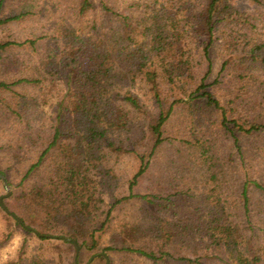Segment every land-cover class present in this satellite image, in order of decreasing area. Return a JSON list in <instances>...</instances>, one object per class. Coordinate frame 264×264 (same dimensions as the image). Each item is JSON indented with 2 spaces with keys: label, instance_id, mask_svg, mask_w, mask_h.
I'll use <instances>...</instances> for the list:
<instances>
[{
  "label": "trees",
  "instance_id": "trees-1",
  "mask_svg": "<svg viewBox=\"0 0 264 264\" xmlns=\"http://www.w3.org/2000/svg\"><path fill=\"white\" fill-rule=\"evenodd\" d=\"M49 1L51 6H60L57 2L63 0ZM72 1L76 3L66 10L72 11L73 19L62 12L51 34L0 43V56L29 50L33 71L0 83V105L6 111L5 120L0 118V132L2 137H17L12 142L21 146L11 144L10 154L19 164H27L17 185L22 203L11 213L45 236L75 240L81 250L84 241L96 247L97 233L105 230L123 200L138 198L155 204L156 196L137 195L134 189L166 142L164 128L176 105L184 102L176 98L165 108L163 95L188 91L186 87L196 81L197 66L208 62L206 76L187 101L199 116L219 113V127L240 156L242 170L234 156L219 165L212 147L204 150L201 157L213 185L204 204L197 207L199 201L192 202L187 193L189 202L178 208L169 201L161 205L172 213V219L159 217L146 229L131 228L148 235L157 249L110 246L106 251L139 255L154 264H264V169L247 170L250 150L242 145L248 136L264 135V82L255 73L264 69V0H250L262 9L255 13L238 10L237 0ZM5 2L0 0V25L38 15L22 8L4 16ZM216 48L223 56L219 74L214 82L206 83ZM22 61L26 62L24 57ZM226 75L232 85L224 105L214 88ZM16 87L37 91L29 96ZM142 89H148L159 108L148 126L151 150L144 153L140 135L145 134L146 108L138 94ZM254 96L260 114L251 118L245 109ZM38 130L45 138L32 145L28 134ZM123 156L140 161L130 195L103 212L104 186L115 175V165L110 164ZM233 173L241 179L238 191L233 192L236 199L221 184L230 183ZM36 177L39 181H34ZM190 201L195 208L182 212ZM63 243L76 248L72 242ZM25 255L23 245L18 262L7 264H54L53 259L38 257L29 261Z\"/></svg>",
  "mask_w": 264,
  "mask_h": 264
},
{
  "label": "rangeland",
  "instance_id": "rangeland-1",
  "mask_svg": "<svg viewBox=\"0 0 264 264\" xmlns=\"http://www.w3.org/2000/svg\"><path fill=\"white\" fill-rule=\"evenodd\" d=\"M117 1L120 4H125L131 0ZM57 3H61V5L54 4L51 6L52 3L49 0H6L4 16L18 13L22 8L35 13L38 12V15L20 23L13 22L0 25V43L8 41L24 42L43 34L49 35L54 31L53 25L57 23V19L64 16L62 12H67L68 18L73 19L72 11L66 9L73 6L76 1L63 0ZM234 5L238 10L247 13L262 10L250 0H237ZM29 53V50H19L0 56V83L12 82L21 76L32 74V63H28L27 57ZM23 57L26 62L22 61ZM222 57L220 48H216L212 52L213 70L207 77L206 83L214 82L218 76ZM195 70L196 81L186 87V90L189 88L188 91L183 90L181 93L179 91H176V93L167 91L166 95H163V106L165 108H168L176 98L184 102L176 105L175 112L164 128L166 142L159 147L156 156L151 159L148 171L140 178L138 186L134 189V194L137 195L156 196L155 204L138 198L123 200L114 209L109 223L104 228L105 230L97 233L98 243L96 247L92 243L84 241V246L79 253L78 264H88L95 255H98V257L91 264H107L106 259L99 256L100 254H106L110 264H154L139 255L106 251V248L123 246L157 249L148 235H143L141 231L132 232L131 228L139 226L146 229L154 224L155 219L159 217L172 219V213L162 210L161 205L169 201L170 206L174 203L178 208V206L184 205V201L189 200L187 193L192 196V202L199 201L197 207L202 206L207 194L213 189L210 174L207 172L208 165L205 163L204 157H201L204 150H209L212 147L215 155L214 161L219 165H224L227 157L234 156L235 163L239 164L236 166L239 167V170L241 169L243 163L240 161V156L233 148L231 140L219 127L221 122L219 113L209 114V112H205L202 116H199L191 109V103L187 101L189 94L196 90L200 80L206 76L208 62L200 63ZM255 73L261 75L264 82V69L256 70ZM227 76L222 77L220 85L214 88V93L224 105L229 100L228 87L232 85L230 78L227 79ZM14 89L29 96L34 95L37 91L34 88L16 87ZM138 94L146 108L142 121L145 134L140 135L142 138L140 151L144 153L151 150L152 140L148 134V126L153 123L158 115L159 108L151 98L148 89L139 90ZM3 96L10 101L7 94ZM249 103L250 105L245 109V114H249L251 118H254L260 114L259 108H255L258 104V98L254 96ZM238 114L242 116L240 111ZM5 116L6 111L0 105V118L3 121ZM229 116L231 115L229 114ZM2 126V121H0V131L3 129ZM39 132L41 131L38 130L37 133L28 134L30 137L29 142L32 145L41 143V139L45 138ZM16 139L17 137L14 134L2 137L0 132V175L5 176L11 192L7 196L5 185L0 179V198L4 197L3 203L10 212L13 210L17 212L22 203L19 201L21 193L17 185L27 168V164H19L18 159L10 154L11 144L21 146L20 143L12 142ZM7 140L8 142L5 143ZM242 145L250 150V154L248 152L245 159L247 170L250 172L255 171V169L251 171L252 167L259 170L260 168L264 169V135L248 136L242 141ZM20 155H23L22 152ZM113 164L115 165L114 178L109 182L107 181L104 186L105 204L102 207L103 212L114 208L116 201L130 195L129 186L133 176L139 169L140 161L133 156H123L114 158L110 166H113ZM238 174H232L230 183H221L224 191L229 190V194H234L235 199L237 193L233 192L238 191V184L241 182ZM98 180L101 181L100 184H103L102 179L98 178ZM34 181H39V177H36ZM235 182L237 185H234ZM11 196L12 199H10ZM15 199L18 201H15ZM181 200H183L182 203ZM194 206V203L190 201L182 212L189 211L191 208H195ZM33 230L35 232H29L22 226H18L14 219L8 218V215L0 206V264L19 260L18 256L23 245L26 248L25 256L29 261L38 257V259L44 258V260L53 259L54 264H75L76 248L63 243L64 241L60 239H55L58 237L55 235H46L51 236V239L41 238L39 235H44V233ZM8 236L10 237L8 238Z\"/></svg>",
  "mask_w": 264,
  "mask_h": 264
},
{
  "label": "water",
  "instance_id": "water-1",
  "mask_svg": "<svg viewBox=\"0 0 264 264\" xmlns=\"http://www.w3.org/2000/svg\"><path fill=\"white\" fill-rule=\"evenodd\" d=\"M0 179L2 180V182H3L4 185H5V189L7 190V193H8L7 196H9V195L11 194V192L9 191V185H8V183H7V181H6L5 176L0 175ZM3 199H4V197H1V198H0V206H1L2 209L5 211V213H6L7 215H9V216H12V217H13V218H14L19 224H21V225L23 226V228H24L25 230H27V231H29V232H35L32 228L26 226V225L23 223V221H22L21 218H19L18 216L12 214V213L9 211V209H8V208L6 207V205L3 203ZM39 237H41V238H47V239H51V236L39 235ZM55 239H60V240H62V241H69V242H72V243L76 244L75 240L68 239V238L63 237V236H61V237H56ZM76 249H77V254H76V258H75V264H78V257H79V253H80V247H79V245H77V244H76ZM99 256L104 257V258L106 259V261H107V264H110L109 258L107 257L106 254H100ZM97 257H98V255L93 256V258L88 262V264H91V263H92Z\"/></svg>",
  "mask_w": 264,
  "mask_h": 264
}]
</instances>
